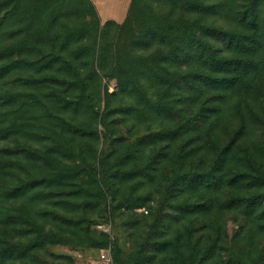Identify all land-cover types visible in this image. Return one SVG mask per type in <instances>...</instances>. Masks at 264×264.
Wrapping results in <instances>:
<instances>
[{"label": "trees", "instance_id": "1", "mask_svg": "<svg viewBox=\"0 0 264 264\" xmlns=\"http://www.w3.org/2000/svg\"><path fill=\"white\" fill-rule=\"evenodd\" d=\"M63 1L0 0V141L9 143L0 149V264H15L16 253L22 264H28L48 243L86 247L108 243L107 234H94L89 228L93 223L85 225L80 216L53 213L68 235L36 223L31 204L46 199L44 189L52 186L70 189L75 197L93 189L100 203L83 206L98 207L106 221L112 220L113 202L114 211L126 212L119 215L128 218L129 228L144 236L143 247L152 240L150 247L163 254L164 264H250V255L237 248L244 223L229 240L220 215L223 209H237L244 217L264 219V192L259 190L264 189V176L236 172L227 177L220 162L250 125L264 129V0H160L163 13L149 23L132 20L134 33L113 21L102 25L91 0H68L84 10L75 17L78 23L62 27ZM113 79L116 93L108 87ZM102 80L105 108L99 113L93 111V102ZM20 88L27 89L28 96ZM116 97L133 104L118 111L112 105ZM19 101L18 112L26 116L22 122L15 120L12 110ZM69 110L90 111L101 132L71 124L64 116ZM127 117H148L160 124L144 135L132 129L124 138L113 131ZM39 124L50 125V136L37 131ZM23 127H31L35 142L41 133L39 145L42 137L50 141L43 151L27 148L24 156L34 161L33 175L20 160L5 159L25 150L19 151L20 145L31 134L20 132ZM222 128L227 136L223 149L216 150L212 168L195 166L197 155L208 156L211 133ZM18 134L21 141L14 148L10 141ZM220 138H213V143ZM91 140L97 144L88 155L92 164L86 161L82 144L78 151L80 143ZM158 145H177L175 160L163 147L157 150ZM173 161L169 168L167 163ZM15 165L20 168L15 170ZM163 168L169 184L159 209L149 206V217L137 216L136 210L150 205L154 195L141 194V189ZM226 184L234 190H228V198L216 207L217 193ZM122 190L124 198L117 202L115 195ZM170 196L181 200L172 204ZM17 201L21 206L16 207ZM48 215L36 216L39 220ZM17 221L23 223L24 235L32 237L20 249L10 236ZM185 242L189 248L183 247ZM156 257L144 260L157 264ZM131 262L141 264L142 259Z\"/></svg>", "mask_w": 264, "mask_h": 264}, {"label": "rangeland", "instance_id": "2", "mask_svg": "<svg viewBox=\"0 0 264 264\" xmlns=\"http://www.w3.org/2000/svg\"><path fill=\"white\" fill-rule=\"evenodd\" d=\"M92 1V0H91ZM118 1V2H117ZM134 6L128 11L127 5L128 0H108V2L105 4V9L108 13H110L112 10H119V13H124L122 18L115 22L119 26H125L127 30L133 31V33L137 30V27L134 26L133 21L135 18H138L142 22L145 23L146 21L149 23V21L155 20L158 16H160L164 8L161 5L160 0H134ZM93 3V2H92ZM60 5L63 7V12L60 20V25L64 27V24L70 23H78V21H75L76 16H81L83 13L82 8L78 9L75 4H72L68 0H64L60 3ZM69 7V9H68ZM96 8V6H95ZM127 9V10H126ZM97 10V8H96ZM74 11V12H72ZM98 12V10H97ZM107 13V14H108ZM99 14V12H98ZM105 14V15H107ZM105 15H102L100 17L102 25L106 24L104 17ZM72 16V18H69ZM70 77H63L62 79H69ZM101 84V92L98 96V91L95 97V100L93 102L94 109L93 111L102 113L105 108V101H104V95H103V87L105 85V80H102ZM109 91L116 93L118 91L116 80H110L109 84ZM17 91V90H16ZM21 92H24L28 96L29 91L27 89H21ZM18 91V92H20ZM16 92V93H18ZM74 94H78L74 93ZM133 101L127 100V99H120L115 98L112 100V105L115 109L118 110L124 109V108H130ZM13 112H16L15 120L17 122H22V120L26 117L22 112H18L19 109L22 108V102L19 101V104L13 103ZM59 110V108L55 109ZM119 111V110H118ZM14 112V114H15ZM62 115V113L60 114ZM64 116L71 122L73 125H79L84 124L86 127L89 128H96L98 132H101L102 128L99 126L98 121H94L92 119L93 115L90 113V111H82L79 113H75L72 110H69L68 113L64 114ZM117 118V117H115ZM261 118L264 119V112L261 114ZM120 120V119H119ZM123 122L122 125H119L118 128H116L115 133L123 134L124 138H128L129 132L133 131L137 132L139 135L148 134V132H153L158 126L159 122H157L154 119L142 117H127L125 120L121 121ZM91 124V125H90ZM50 125L47 124H39L37 127V131H40L43 134L49 133L47 131V128H49ZM70 130V132L75 131L74 126H67L66 130ZM262 126L260 124H256L254 126H249L245 133L242 135L241 139L234 144L231 149L226 153L224 156V159L221 160L220 166H222V174L226 175L227 177H231L232 174H235L236 172H245L250 174V176H264V138H262ZM31 132V127H23L21 128L20 132ZM37 133V141H34L33 135L27 136L25 138V142L20 145L19 151L23 148H25V152L23 151L22 154L19 156L12 155L6 156V160H10V162L14 160H20L21 165H26V168L29 170V174L33 175L35 174V170L32 167V164L34 163L33 160L26 158L24 155H26L27 148L31 147H37L40 148L42 151L45 150L49 144V142H44V140L49 139L47 137H42V141L40 145L38 144V140L40 139V134ZM71 135V133H69ZM212 142L209 143V146L206 147L208 156L204 158V155H197V160L195 162V166H199L201 169H211L212 166L215 163L216 160V150H222L224 145V139L226 135L225 129H220L216 132H212ZM218 136L222 137L220 138V142L215 145L213 143V138H217ZM17 139L13 138V141H10L12 146L14 148L19 147V143L21 141L20 134L17 135ZM20 138V139H19ZM23 139V138H22ZM8 141L2 140L0 141V149H6ZM78 142H76L73 146H76ZM82 144L84 156L86 157V161L92 164V160L88 155L92 153V150L94 147H96V142L94 140L88 141V142H82L78 145V151H80V145ZM222 145V146H221ZM167 146V145H166ZM163 145H158L157 150H159L161 147L163 152H170L171 158H175V154L177 152V145H172L170 147L165 148ZM221 146V147H219ZM152 149H147L145 152V161L147 160L148 156L151 154ZM202 154H204L202 152ZM175 160V159H174ZM198 160H201V162L198 163ZM68 166L70 165V161H65ZM168 167L175 165V161L167 163ZM16 166V165H15ZM17 167V166H16ZM15 167V170L19 169L20 167ZM23 168V167H21ZM49 168L46 166V170ZM1 174V171H0ZM170 176L172 177V174L170 173ZM16 179V178H15ZM169 184V178L165 176L164 168L160 172V174L153 180L149 181L147 180L144 184L143 188L141 189V194L149 193V191L153 192V198L150 203V205H147L143 208H140L136 210V214L139 217L142 216H150L152 210L149 209V206L151 208H158L159 209V202L161 199L164 198V194L167 191L166 185ZM77 185H74L73 188H76ZM236 190L238 187L235 188ZM257 189V188H256ZM255 189V190H256ZM45 192H48L47 198L39 203L31 204L30 210L32 211V214H34V218L36 219V223H38L40 226H44L46 231H52V232H59L64 235H68L67 228L60 223L58 220H54L53 213H57L59 215H66L71 218L76 219L77 217L84 218L85 225H89L93 223L89 228L94 234L98 233H105L109 236L108 243L103 247H86V246H80L79 244L75 243H66V244H50L46 247L42 248L38 251V253L33 255L30 259H28V264H99L98 262V256L99 254L109 249L110 253L113 257V259H117L124 264H132L131 260H135L136 257L138 258V262L141 264H148V260L144 257H156V263L157 264H164V261L162 259L163 254L158 255L157 252L152 251V240L149 241L144 247L142 246V242L144 239V236H140L139 234L133 232L131 228L128 226V218L122 217L120 212H125L123 209L120 211H114L115 204L111 202V208L110 212L112 213V220H105L103 216L102 210L98 209V207H87L85 208L83 205L85 202L91 203L92 206L95 204H99L100 200L97 197V192H95L93 189H89V191H84L83 196L81 197H75L71 195L70 189H66L65 191H62L60 189H56L53 186L52 187H46ZM51 190L54 192L50 194ZM228 190H234L231 189L227 184L222 187L218 193L217 198H219L216 202L218 207V203H222L226 198H228L227 191ZM246 190V189H245ZM253 190V189H252ZM260 191L264 192V189H259ZM125 192L119 191L117 195H115L116 201L119 202V200L123 199V194ZM197 195V194H195ZM195 195H191L194 196ZM117 196V197H116ZM110 198H112L110 196ZM113 199V198H112ZM178 200H181L180 197H171L170 201L172 204H175ZM183 201V200H182ZM21 201L16 202V207L21 206ZM89 208V209H88ZM94 208V209H93ZM146 210L149 212L148 215L146 213ZM37 212H42L49 214V219H39L37 218ZM126 213V212H125ZM221 219L224 221L226 227L225 231L228 234V238H232L236 233H238L240 227V224L244 223V233L242 232L239 242L237 243V248L242 250L245 254H249L250 257L248 259V262L250 264H264V219H258L256 216L251 217H244L240 210L237 209H230V210H222L221 213ZM96 224V225H94ZM188 224V221H187ZM28 227V226H27ZM25 227H23V223L17 221L15 224L14 230L12 231V234L10 235L12 238L14 246H17L19 249L20 246L29 244L31 242V235H24L23 231ZM173 234V233H172ZM95 235V236H96ZM172 237V235L165 236L160 241H163L167 238ZM49 242V241H48ZM141 246V247H140ZM183 247H188L185 244H183ZM154 248V247H153ZM237 249V251H238ZM235 251V250H233ZM16 259H14L15 264H22V260H20L17 256L18 253H16ZM130 261V262H129Z\"/></svg>", "mask_w": 264, "mask_h": 264}, {"label": "crops", "instance_id": "3", "mask_svg": "<svg viewBox=\"0 0 264 264\" xmlns=\"http://www.w3.org/2000/svg\"><path fill=\"white\" fill-rule=\"evenodd\" d=\"M131 0H128V5L127 8L130 4ZM94 6H96L98 12H99V17H101L102 15L107 14L108 12L105 9V4L108 2V0H92ZM118 2V1H117ZM127 10V9H126ZM124 15V13H119V10H112L110 13H108L107 15H105L104 20L107 21H119L122 16Z\"/></svg>", "mask_w": 264, "mask_h": 264}, {"label": "built area", "instance_id": "4", "mask_svg": "<svg viewBox=\"0 0 264 264\" xmlns=\"http://www.w3.org/2000/svg\"><path fill=\"white\" fill-rule=\"evenodd\" d=\"M98 262L99 264H116L109 249L104 250L99 254Z\"/></svg>", "mask_w": 264, "mask_h": 264}]
</instances>
